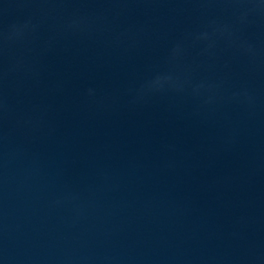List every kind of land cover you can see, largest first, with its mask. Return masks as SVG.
Wrapping results in <instances>:
<instances>
[{
  "label": "water",
  "instance_id": "water-1",
  "mask_svg": "<svg viewBox=\"0 0 264 264\" xmlns=\"http://www.w3.org/2000/svg\"><path fill=\"white\" fill-rule=\"evenodd\" d=\"M0 264H264V0H0Z\"/></svg>",
  "mask_w": 264,
  "mask_h": 264
}]
</instances>
